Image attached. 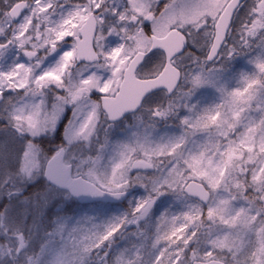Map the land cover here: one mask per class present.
I'll return each instance as SVG.
<instances>
[{"label": "snow or ice", "instance_id": "obj_1", "mask_svg": "<svg viewBox=\"0 0 264 264\" xmlns=\"http://www.w3.org/2000/svg\"><path fill=\"white\" fill-rule=\"evenodd\" d=\"M0 264H264V0H0Z\"/></svg>", "mask_w": 264, "mask_h": 264}]
</instances>
